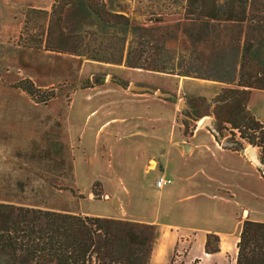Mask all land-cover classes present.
I'll list each match as a JSON object with an SVG mask.
<instances>
[{
    "label": "rangeland",
    "instance_id": "rangeland-1",
    "mask_svg": "<svg viewBox=\"0 0 264 264\" xmlns=\"http://www.w3.org/2000/svg\"><path fill=\"white\" fill-rule=\"evenodd\" d=\"M38 1L43 5L49 4L48 11L54 2ZM105 2L135 24L154 25L159 18L163 19L162 24L182 25L187 21V0L184 5L183 0H155L154 3L148 0L144 3L137 0ZM4 9L0 0V11L4 12ZM29 9L17 8L19 19L14 21V28L9 25L10 20L0 19V201L76 214L98 212L107 215L112 212V207H116L115 198L129 199L128 195L123 196L120 191H112L110 183H117L119 190L125 187L130 189V183L138 182L139 179L108 180L105 169L90 163L91 157L85 155L84 148L76 145L71 134L84 121L87 124L93 123L88 115L97 105L98 97H89L90 92H106L107 89L128 92L131 82L150 81L157 77L149 75L152 70H109L105 65L93 68L88 63L84 65L78 56L45 50L41 45L38 47L40 40L43 39L44 42L45 36L41 31L43 24L46 27L47 20L38 13L27 14ZM171 13L173 15H169ZM85 28L97 33L101 31L97 25ZM134 33L133 28L127 34L123 32L121 36L125 40H111L105 35L103 47L114 48L116 55H119L125 46V62L128 51L135 44ZM256 40L252 55L256 61L264 62V32L257 34ZM146 49L153 52L150 47ZM192 50L183 37L168 40L166 48L160 50L158 63L175 68L176 73L185 70L191 75L222 81L225 87L235 86L231 82L238 80V72H233L231 63L236 57V50L229 48L219 52L214 60L203 62L194 60ZM95 83L102 86L92 88ZM32 85L37 97L44 98L43 100L36 99L22 88ZM192 98L195 97L187 100L181 98L178 102L184 100L189 103ZM213 99L206 98L210 104ZM179 111L173 123L179 126L180 135L186 139L190 131L199 125V120H191L181 106ZM206 116L216 120L213 115ZM184 119L190 120L189 126L183 123ZM247 135L254 137L259 136V133L247 130ZM222 136L223 139L242 143L244 148L253 146L260 158H263L264 149L245 142L240 138V131L230 125H224ZM133 166L138 170L139 163ZM123 172L119 170V175L124 174ZM258 172L264 179L263 173ZM130 191L132 206L129 215L137 219L150 217L155 213L157 199L152 192L141 195L137 188H131ZM107 192H112V196L108 197ZM258 202L260 205V200ZM117 205L120 207V201ZM199 214L198 222L210 223V216L206 217V212ZM258 217L264 219V214L261 213ZM192 234L181 236V240H178L165 260H161L159 264H236V252L225 253L220 260L209 258L204 262L202 257H198L201 250L195 244ZM157 244L158 242L149 264H154Z\"/></svg>",
    "mask_w": 264,
    "mask_h": 264
},
{
    "label": "trees",
    "instance_id": "trees-1",
    "mask_svg": "<svg viewBox=\"0 0 264 264\" xmlns=\"http://www.w3.org/2000/svg\"><path fill=\"white\" fill-rule=\"evenodd\" d=\"M187 1V21L182 25L162 24V18L150 26L135 24L105 0H54L50 11L30 8L27 14L38 13L47 20L41 31L44 42L40 40L38 47L113 64L123 62L125 46L116 55L114 48L103 47L104 36L125 40L121 34L133 28L136 40L125 61L130 68L176 73L158 59L167 41L179 37L189 42L195 61H211L219 52L236 50L231 63L238 72V80L231 82L235 86L222 88L212 104L204 97L190 99L193 111L185 113L193 121L213 115L221 134L228 124L245 142L264 149V125L248 109L252 90H264V62L252 55L256 35L264 32V0ZM96 25L98 33L85 28ZM177 73L206 78L185 70ZM22 88L44 99L37 97L33 85ZM183 123L189 126L190 120ZM247 130L259 136L249 137ZM155 236L156 226L150 223L0 201V264H149ZM218 245V236L208 234L206 252L219 251ZM236 264H264V222L244 221Z\"/></svg>",
    "mask_w": 264,
    "mask_h": 264
},
{
    "label": "crops",
    "instance_id": "crops-1",
    "mask_svg": "<svg viewBox=\"0 0 264 264\" xmlns=\"http://www.w3.org/2000/svg\"><path fill=\"white\" fill-rule=\"evenodd\" d=\"M1 1L5 9L4 12L0 11V19L10 20L9 25L13 28L14 21L19 19L17 8L48 11L50 7L38 0ZM137 1L144 3L147 0ZM184 3L186 0H183ZM81 59L84 65L88 63L93 68L105 65L109 70L139 69L127 67L124 61L113 64ZM149 75L157 79L135 80L131 83L163 90L172 96L161 97L155 92L138 90L90 92L89 97H98L97 105L88 115L93 123L84 121L77 125L71 138L76 141V145L84 148L85 155L91 157L90 163L105 169L108 180L139 179L138 182H131L129 188H137L141 195L152 192L157 199L155 213L150 217L133 218L129 215L132 192L126 187L119 190V185L112 181L109 185L112 191L128 195L129 201L115 198V204L120 201V207H112V212L107 215L98 212L77 214L154 224L156 236L153 252L158 242L154 264L165 260L186 233H193L194 242L201 250L198 257H202L204 262L209 258L220 260L225 253H237L244 221L264 222L258 217L264 214V179L249 156L237 146H225L210 128L200 125L202 121H198L199 125L190 131L186 139L180 135L179 126L173 123L180 112L179 99L201 96L211 100L226 85L219 80L178 73L151 71ZM99 86L102 84L95 83L92 88ZM248 109L264 125V90H252ZM135 163H139L138 170L133 166ZM119 170L124 171V174L119 175ZM161 175L172 178V182L158 188L156 181ZM106 194L109 197L113 193ZM199 212H206V217L210 216V223L198 222ZM208 234L218 236L219 251H205Z\"/></svg>",
    "mask_w": 264,
    "mask_h": 264
},
{
    "label": "water",
    "instance_id": "water-1",
    "mask_svg": "<svg viewBox=\"0 0 264 264\" xmlns=\"http://www.w3.org/2000/svg\"><path fill=\"white\" fill-rule=\"evenodd\" d=\"M129 89L130 90H138V91L155 92L157 95H159L161 97L172 96V94L164 92L163 90H157L153 87L140 85V84H136V83H131L129 85ZM180 106L186 111H189V112L193 111L192 106L184 100H182L180 102ZM198 120L202 121L200 123V125L202 127L210 128L211 131L213 132V134L218 139H220L225 144V146H237L242 152H244L247 156H249V158L255 163L257 168L259 170H261L263 175H264V162L260 158V156L257 154V152L255 151L253 146H250L248 148H244L242 146V143H240V142H234V141H231L229 139H223V136H222L220 130L218 129L217 121L216 120L213 121L209 116H204ZM161 168L163 169V166H161Z\"/></svg>",
    "mask_w": 264,
    "mask_h": 264
},
{
    "label": "built area",
    "instance_id": "built-area-1",
    "mask_svg": "<svg viewBox=\"0 0 264 264\" xmlns=\"http://www.w3.org/2000/svg\"><path fill=\"white\" fill-rule=\"evenodd\" d=\"M172 182V178L165 176V175H161L158 180L156 181V186L158 188H162L163 186H165L166 184H169Z\"/></svg>",
    "mask_w": 264,
    "mask_h": 264
},
{
    "label": "bare ground",
    "instance_id": "bare-ground-1",
    "mask_svg": "<svg viewBox=\"0 0 264 264\" xmlns=\"http://www.w3.org/2000/svg\"><path fill=\"white\" fill-rule=\"evenodd\" d=\"M245 214H247V212H245Z\"/></svg>",
    "mask_w": 264,
    "mask_h": 264
}]
</instances>
